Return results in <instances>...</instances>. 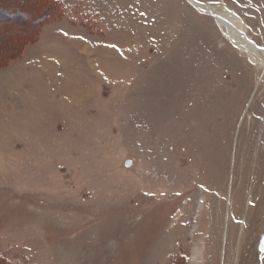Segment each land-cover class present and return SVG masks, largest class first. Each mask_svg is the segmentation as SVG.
<instances>
[{"label":"rangeland","instance_id":"374dc122","mask_svg":"<svg viewBox=\"0 0 264 264\" xmlns=\"http://www.w3.org/2000/svg\"><path fill=\"white\" fill-rule=\"evenodd\" d=\"M52 1L0 0V264H264L263 70L188 0Z\"/></svg>","mask_w":264,"mask_h":264},{"label":"bare ground","instance_id":"6f19581e","mask_svg":"<svg viewBox=\"0 0 264 264\" xmlns=\"http://www.w3.org/2000/svg\"><path fill=\"white\" fill-rule=\"evenodd\" d=\"M197 7L200 13L212 17L227 39L241 53L245 54L251 63L258 66L264 73V48L258 47L247 35V27L240 17L227 9H218L201 4L196 0H188ZM228 21V23L226 22ZM231 207V206H230ZM227 214V224L230 214ZM179 218V217H178Z\"/></svg>","mask_w":264,"mask_h":264},{"label":"trees","instance_id":"16d2710c","mask_svg":"<svg viewBox=\"0 0 264 264\" xmlns=\"http://www.w3.org/2000/svg\"><path fill=\"white\" fill-rule=\"evenodd\" d=\"M4 1H6V3L9 5L12 4V0H4ZM42 2H43V5L45 6V11L48 12V13H46L47 15L45 16V18L51 19L52 18V11L58 10V7H59L58 4L54 3L52 0H42ZM39 7H40V4H39ZM55 13H57V11ZM34 22L37 23L38 21L34 20ZM36 25H35V29L38 28V25L37 26ZM30 29H32V28L30 27L29 29L24 30L23 31L24 34H26L28 31H30ZM32 32L33 31H31V33ZM32 34H34V33H32Z\"/></svg>","mask_w":264,"mask_h":264},{"label":"water","instance_id":"95a60500","mask_svg":"<svg viewBox=\"0 0 264 264\" xmlns=\"http://www.w3.org/2000/svg\"><path fill=\"white\" fill-rule=\"evenodd\" d=\"M226 22L228 23V21H226ZM132 165H133V161L129 160V161L126 162V167L127 168H131Z\"/></svg>","mask_w":264,"mask_h":264}]
</instances>
